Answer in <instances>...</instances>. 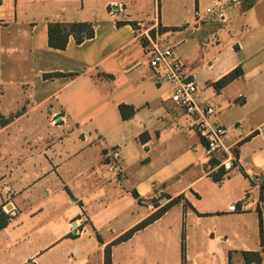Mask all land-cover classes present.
<instances>
[{"label": "crops", "instance_id": "1", "mask_svg": "<svg viewBox=\"0 0 264 264\" xmlns=\"http://www.w3.org/2000/svg\"><path fill=\"white\" fill-rule=\"evenodd\" d=\"M110 4L122 11L111 16ZM73 21L91 22L94 36L50 47L48 24ZM151 41L173 49L226 128L212 157L234 160L219 183L205 140L154 76ZM236 67L243 75L216 91ZM120 104L134 108L129 119ZM113 148L114 170L105 156ZM0 207L10 217L0 264H104L107 245L112 264H164L170 240L160 224L174 208L198 245L262 250L264 0H0Z\"/></svg>", "mask_w": 264, "mask_h": 264}, {"label": "built area", "instance_id": "2", "mask_svg": "<svg viewBox=\"0 0 264 264\" xmlns=\"http://www.w3.org/2000/svg\"><path fill=\"white\" fill-rule=\"evenodd\" d=\"M120 11H122V7L119 4H110L108 6V13L111 16ZM146 54L155 78L161 83H169L171 85L169 99L189 116L192 129L206 142V156L212 157L214 153L224 148L223 138L226 134V128L215 122L216 108L200 101L198 85L195 81L187 78L182 60L174 53L171 47H161L151 41L146 48ZM105 156L109 159L111 158L109 164L111 169H116L113 161L119 156L118 149H110ZM233 160V155L228 152L220 166L225 171H229L233 166ZM231 210H236L235 205L231 206Z\"/></svg>", "mask_w": 264, "mask_h": 264}, {"label": "trees", "instance_id": "3", "mask_svg": "<svg viewBox=\"0 0 264 264\" xmlns=\"http://www.w3.org/2000/svg\"><path fill=\"white\" fill-rule=\"evenodd\" d=\"M132 25H134V23H132ZM175 29L176 28L171 27V28H163L162 30L166 31V30H175ZM150 34L154 35L153 31H150ZM69 36H72L77 44H80L83 41L92 38L94 36V29L92 27L91 22L88 21L50 22L48 24L47 38H48V45L50 47L56 49H64L67 45ZM57 75H59V73L47 74L45 76L53 77ZM242 75H243V70L241 69V67H236L234 70L230 71L220 80L212 83V85L216 89V91H219L230 82L240 78ZM119 112L122 119L126 120L129 119L134 114V108L130 105L120 104ZM7 120L8 119H4L2 123L4 122L6 123ZM144 138H145V134H142L141 139ZM233 154L235 157H237V151L235 149L233 150ZM208 164L211 167L218 166L214 171H211L209 173L213 181L219 183L228 176L227 171H225L222 166H219L220 161L218 159L210 157V159L208 160ZM262 191L263 188L261 186L260 200L263 199ZM131 194L134 198L138 199V194L136 193V191L134 190L131 191ZM180 199H182V195H179L171 199L169 202L162 205L157 211L152 213L146 219H144L143 221L132 227L130 230L125 232L123 235L115 239L112 242V244H116L129 239L137 230L142 229L143 227L147 226L148 224L159 218L170 206L178 203ZM239 205H240L239 203L235 204L236 210L239 209ZM257 213H258V220H259V227L261 234L262 213L259 206L257 207ZM9 218L10 217L0 207V229L8 224ZM110 246L111 245H107L104 249V264H112ZM242 257L244 260V264H251V263L261 264V262L264 259V247L260 251H243Z\"/></svg>", "mask_w": 264, "mask_h": 264}, {"label": "rangeland", "instance_id": "4", "mask_svg": "<svg viewBox=\"0 0 264 264\" xmlns=\"http://www.w3.org/2000/svg\"><path fill=\"white\" fill-rule=\"evenodd\" d=\"M154 204H157L154 202ZM170 209V208H169ZM177 210H170L169 215L162 221L165 237L169 238V246H166V255L169 260L164 264H243L242 251L227 253L221 251L223 243L213 244L207 240V246L198 245L194 235L189 236L183 232L181 216L175 218ZM186 238V241L184 240ZM187 250V253H186Z\"/></svg>", "mask_w": 264, "mask_h": 264}]
</instances>
